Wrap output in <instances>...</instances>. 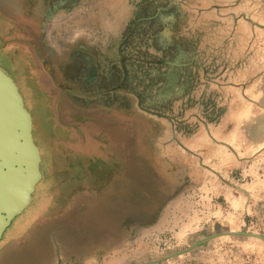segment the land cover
Instances as JSON below:
<instances>
[{"label":"rangeland","instance_id":"obj_1","mask_svg":"<svg viewBox=\"0 0 264 264\" xmlns=\"http://www.w3.org/2000/svg\"><path fill=\"white\" fill-rule=\"evenodd\" d=\"M185 1L190 32L177 39L181 21L170 29L161 19L168 42L154 45L150 29L181 16ZM219 1L233 16L203 25L206 0H0V66L32 114L45 176L1 241L0 264H264V170L246 171L240 151L264 146L242 130L256 118L244 112L247 82H259L264 64V0ZM135 11L144 20L129 38ZM124 35L144 68L158 57L150 43L184 52L194 73L216 64L218 97L199 102L192 78L186 102L171 100L177 90L157 100L141 72L126 77L123 102L95 96L111 63L91 80L76 54L99 62Z\"/></svg>","mask_w":264,"mask_h":264},{"label":"crops","instance_id":"obj_2","mask_svg":"<svg viewBox=\"0 0 264 264\" xmlns=\"http://www.w3.org/2000/svg\"><path fill=\"white\" fill-rule=\"evenodd\" d=\"M208 1L206 6L202 8V13H204V11H208L207 9H213V14L210 18H200L199 22H201V24L203 25H207L206 23H217L218 19L219 20H225L226 17H230L233 16V5H229V6H221L222 4H224L223 2H220L219 0H206ZM232 1V0H231ZM230 1V3H231ZM218 3H220L218 5ZM222 3V4H221ZM179 4H181V2H179ZM252 4H253V0H252ZM203 5V4H202ZM174 7V5H173ZM224 7V8H223ZM176 8V7H174ZM137 9V8H136ZM222 9H224L225 13L222 14ZM204 10V11H203ZM185 13V14H183ZM136 14L137 12L135 11V14L132 17L131 23L128 26L129 27L132 25V23L135 21L136 19ZM221 15V16H220ZM238 15H236L235 18H230L231 22L232 20L234 21H238ZM164 20H167L169 22H167V27H170V29H175V25L178 24V22H180L183 26H182V35L181 32L179 33L176 30H173L172 32V36L176 38V36H174L175 32L177 33V39H184L186 34H188L190 32L191 29V20H190V6H189V2L186 3V1L184 2V7L182 9V15L181 16H172L171 19L165 17ZM204 20V21H203ZM165 23V21L163 22ZM162 23V24H163ZM172 24V25H171ZM165 27V26H163ZM157 28V27H156ZM127 29V31H128ZM159 28H157L158 30ZM162 30V29H161ZM126 31V33H127ZM152 29H150V32L148 33H152L151 32ZM231 34L233 33V29L231 30ZM126 35V34H125ZM124 35V37H125ZM159 37V41L161 39L164 41L168 42V38L163 34V33H159L157 34V37ZM123 40V39H122ZM122 42V41H121ZM120 42V44H121ZM163 42V41H162ZM119 44V46H120ZM159 44V42H158ZM157 44V45H158ZM155 45V43H154ZM122 47V44H121ZM148 47V51L150 52V48L152 53V56H158L157 60L154 64H149L148 66H146L144 68V65L141 61L142 64V71L141 72V77L142 79H150L151 80V84L150 86L155 88V97L157 100H159L160 98L162 100L168 99L170 98V94L172 93L171 91L175 92L176 90L178 91L177 94L172 93L173 96L171 98V100L175 101L176 100V96L181 99L178 103L180 102H186V99L191 98V91H192V87H191V80L192 78H195V84L198 82L199 85L195 86L193 88V90L195 91V98L199 101V102H204V103H209L211 101H208V99H213L215 97V89H217L219 86H221V79H220V73L221 71H217V65L216 64H209L211 65L210 68L207 67V63H199L197 64V66L199 67L198 70L196 71L197 73L191 72V68L186 69L188 67V65L191 66V62L188 60L184 59V52H179L176 51V47H171V45L168 44V48L169 51L166 52L164 48L158 47V46H154L153 47V43H150V46ZM119 49V48H118ZM105 49H103L102 51H104ZM143 50V49H142ZM258 51H260L259 49H257ZM142 52V51H141ZM148 52V53H149ZM105 53V52H103ZM117 53L116 50L113 51V54L110 57H114V55ZM159 53V54H158ZM151 55V53H149ZM204 55L206 56L207 54L204 53ZM232 55V54H231ZM167 57V58H165ZM163 58V59H160ZM205 61H207V58H205ZM162 62V64H161ZM111 63V62H110ZM229 67H227L226 70H228L229 72H231L230 74H227V77H230L234 70H235V62L230 61V63H226ZM158 67H157V66ZM263 66V67H262ZM260 69L259 70V74L258 77L259 78V82L257 83V81L255 82V79L253 81H248L247 84L249 85L248 87H250L246 93L247 96V104H246V109L244 114L248 115L250 113H256L255 116L256 118H253L252 123H246L245 127L242 128V130L244 131V135L246 136L247 140L250 141L253 144H259L260 142H264V81H262V78H264V64H259ZM262 67V69H261ZM138 71V73H139ZM141 79V80H142ZM141 80L140 82H138V85H141ZM207 83H210L213 86V89L209 92L207 89ZM228 83V82H227ZM227 83L225 85H227ZM224 85V86H225ZM209 87V86H208ZM230 90L227 92L229 93ZM226 93L225 96H229ZM230 94V93H229ZM197 100H195V102H198ZM198 102V103H199ZM215 112V111H214ZM218 112L221 113L223 111L218 110ZM241 152H245L246 153V157L244 160H246L247 164L244 166V169H246V171L249 170V168H254V171H257L256 169L259 166H262V169L264 170V146H262L259 149H254V151L252 153H250V147H248L247 145H242V149L240 150ZM262 183H263V191H262V196L264 199V171L262 173Z\"/></svg>","mask_w":264,"mask_h":264},{"label":"water","instance_id":"obj_3","mask_svg":"<svg viewBox=\"0 0 264 264\" xmlns=\"http://www.w3.org/2000/svg\"><path fill=\"white\" fill-rule=\"evenodd\" d=\"M41 165L31 113L16 80L0 66V243L12 222L31 206L45 177Z\"/></svg>","mask_w":264,"mask_h":264},{"label":"flooded vegetation","instance_id":"obj_4","mask_svg":"<svg viewBox=\"0 0 264 264\" xmlns=\"http://www.w3.org/2000/svg\"><path fill=\"white\" fill-rule=\"evenodd\" d=\"M167 18L171 19V17H167ZM146 19L153 21V17L152 18L147 17ZM161 19L163 20V22L165 21V23L169 22L167 20H164L165 19V16H164V17H161L159 19L160 21L159 20L156 21V24H154V25L158 24L157 26H159L162 23ZM142 20H144L143 17L136 15V19L133 22V26L131 28L129 27V29H128L129 36H130V37L128 36L129 38H131L132 36H135L133 34L134 33L133 30L135 29V25L138 23H142ZM151 23H155V22L153 21ZM157 26L152 27V31H151L152 33L150 35V38L152 39L153 43H154L155 37L157 39L158 38L157 34H159V31L157 30V28H160V26L159 27H157ZM128 37H125V39L122 40V42H121L122 47H120L118 49V51L114 55V57H104L99 62H94L92 57H90L88 54H81V53L76 54L75 59L77 61V65L82 67V68H86L89 70L88 71V77L91 80H96L98 78V73H99L98 68L101 66V63L103 65H106L105 60L111 62V65L107 69V71L102 70V76L101 77L104 78L105 85L102 87L100 86V90L95 93V96H98L101 99L108 97V98H110L111 102H114V101H116L117 103L123 102V96L121 94V90H122L123 84L125 82H127L126 77H128L130 75L129 73H131V75H137L138 71L142 70L141 68L143 66L141 64V61H142L143 57H142V53L140 54L141 49L137 48L133 52L131 51L128 54L126 53V51H128V47H129L128 46L129 42H127ZM1 53H3V52H1ZM130 61H131V64H130ZM161 64H162V62H161ZM16 72H17V76L20 78L18 70H16ZM139 72H142V71H139ZM111 83H112V85H110ZM64 89H66V91L68 93H70L69 92L70 89H68L67 87H64ZM70 99H72V97H70ZM24 102H25V100H24ZM31 116H32V114H31ZM32 121H33V129H34L33 117H32ZM33 137H34V132H33ZM40 154H41V151H40ZM41 157H42V154H41ZM38 184H37V186H38ZM37 186H36V188H37ZM13 222H12V224H13Z\"/></svg>","mask_w":264,"mask_h":264}]
</instances>
